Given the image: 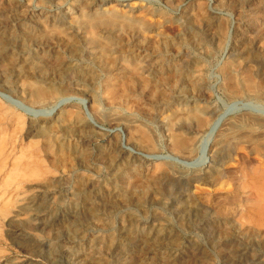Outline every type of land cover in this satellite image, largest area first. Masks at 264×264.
Here are the masks:
<instances>
[{
	"label": "rangeland",
	"instance_id": "1",
	"mask_svg": "<svg viewBox=\"0 0 264 264\" xmlns=\"http://www.w3.org/2000/svg\"><path fill=\"white\" fill-rule=\"evenodd\" d=\"M35 25L41 31L29 33ZM0 46V264H264V0H0ZM147 63L151 75L140 69ZM124 66H139L156 91H142ZM197 79L207 94L191 103L235 111L220 180H206L207 166L116 157L126 137L183 156L168 147L171 135H186L167 126L170 105ZM41 90L71 97L57 120L27 112L51 109L53 101L30 97Z\"/></svg>",
	"mask_w": 264,
	"mask_h": 264
},
{
	"label": "bare ground",
	"instance_id": "2",
	"mask_svg": "<svg viewBox=\"0 0 264 264\" xmlns=\"http://www.w3.org/2000/svg\"><path fill=\"white\" fill-rule=\"evenodd\" d=\"M91 2V1H89ZM98 2V1H97ZM60 5V4H59ZM89 5V4H88ZM27 6V5H26ZM14 8V7H13ZM24 8V7H23ZM83 9V8H82ZM98 9V8H96ZM128 9V8H127ZM187 9V8H186ZM51 10V9H50ZM131 10V9H129ZM203 10V9H202ZM12 11V10H11ZM91 11V10H90ZM89 11V12H90ZM34 12V11H33ZM83 12V11H82ZM85 12V10H84ZM193 12V11H192ZM255 12V11H254ZM191 13V12H190ZM68 14V13H67ZM81 14V12H80ZM84 14V13H82ZM89 14V13H88ZM150 14V12H149ZM207 14V12H206ZM63 15V14H62ZM108 15V14H107ZM153 15V13H152ZM208 15V14H207ZM42 16V15H41ZM96 16V15H95ZM109 16V15H108ZM187 16V15H185ZM203 16V15H202ZM214 16V15H213ZM72 17V16H71ZM75 17V16H74ZM73 17V18H74ZM78 17V16H77ZM82 17V16H80ZM107 17V16H106ZM192 17V16H191ZM76 18V17H75ZM127 18V17H126ZM146 18V17H145ZM196 18V17H195ZM207 19V17H205ZM204 18V19H205ZM46 19V18H45ZM66 19V18H65ZM81 19V23L83 24H86V25H89L90 23L93 22V19L89 18V17H86V15H83V18H79ZM95 19V18H94ZM201 19V18H199ZM216 19V18H215ZM48 18L45 20V22L47 23L48 22ZM115 20V18H114ZM122 20V18L120 19ZM198 20V18H197ZM210 20V19H209ZM212 20V19H211ZM53 21V20H52ZM98 23H101V24H110L111 22H114L112 20H109V19H105L103 17H98L96 18V20ZM117 21V20H116ZM38 22V21H37ZM45 22L42 21V26H45ZM54 22V21H53ZM70 22V21H68ZM120 22V21H119ZM127 22V21H126ZM56 23V22H55ZM116 23V22H115ZM129 23V22H128ZM190 23V22H189ZM195 23V22H194ZM33 24V23H32ZM37 24V23H36ZM64 24V23H63ZM67 24V23H66ZM78 24V23H77ZM80 24V23H79ZM118 24V23H117ZM144 24V23H143ZM147 24V23H146ZM198 24V23H197ZM226 24V23H225ZM21 25V24H20ZM51 25V24H50ZM81 25V24H80ZM79 25V26H80ZM85 25V27H86ZM202 25V24H201ZM205 25V24H204ZM219 25V24H218ZM84 26V25H83ZM259 26V25H258ZM33 27V26H32ZM31 27V30L29 31V33H33L35 31H38L40 28L39 26L35 25L33 28ZM47 27V25H46ZM90 28V26H88ZM128 27V26H127ZM134 27V26H133ZM42 28V27H41ZM78 28V27H77ZM88 28V29H89ZM116 28V27H115ZM203 28V27H201ZM213 28V27H212ZM253 28V27H251ZM60 29V28H58ZM70 29V28H69ZM87 29V27H86ZM120 29V28H119ZM135 29V28H134ZM145 29V28H144ZM147 29V28H146ZM149 29V28H148ZM27 30V29H26ZM25 30V31H26ZM71 30V29H70ZM85 30V29H84ZM91 30V29H90ZM214 30V29H213ZM252 30V29H251ZM41 31V30H40ZM38 31V32H40ZM81 31V30H80ZM83 31V30H82ZM88 31V30H87ZM86 31V32H87ZM130 31V30H129ZM144 31V30H143ZM147 31V30H146ZM151 31V30H150ZM211 30H209L210 32ZM246 31V30H245ZM6 32V31H5ZM75 32V31H74ZM112 32V31H111ZM159 32V31H158ZM162 32V30H161ZM4 34V32H2ZM65 33V32H64ZM72 33V32H71ZM85 33V32H84ZM89 33V32H88ZM91 33V32H90ZM100 33V32H99ZM125 33V32H124ZM129 33V32H128ZM135 33V31H134ZM148 33V32H147ZM186 33V32H185ZM253 33V32H252ZM41 34V33H40ZM76 34V33H75ZM86 34V33H85ZM84 34V35H85ZM102 34V33H101ZM154 34V32H153ZM157 34V33H156ZM169 34V33H168ZM219 34V33H218ZM82 35V34H81ZM90 35V34H89ZM95 35V34H94ZM121 35V34H120ZM139 35V34H138ZM159 35V34H158ZM149 36V35H148ZM147 36V37H148ZM177 36V35H176ZM213 36V35H212ZM247 36V35H246ZM262 36V35H261ZM260 36V37H261ZM24 37V36H23ZM27 37V36H26ZM53 37H56V36H53ZM131 37V36H130ZM153 37V36H152ZM239 37V36H238ZM259 37V38H260ZM34 38V37H33ZM46 38V37H45ZM76 38V37H75ZM74 38V39H75ZM90 38H92L93 40V37L91 36ZM151 38V37H150ZM163 38V37H162ZM193 38V37H192ZM237 38V37H235ZM19 39V38H18ZM23 39V38H22ZM65 39V38H64ZM105 39V38H104ZM136 39V38H135ZM142 39V38H141ZM173 39V38H172ZM222 39V37H221ZM227 39V38H226ZM250 39V38H249ZM262 39V38H261ZM91 40V39H90ZM95 40V39H94ZM93 40V41H94ZM139 40V38H138ZM219 40V39H218ZM237 40V39H236ZM17 41V40H16ZM22 41V40H21ZM93 41H90L91 44ZM97 41V40H95ZM134 41V40H133ZM256 41V40H255ZM254 41V42H255ZM73 42V41H72ZM147 42V41H146ZM42 43V42H41ZM103 43V42H102ZM203 43V42H202ZM217 43V42H216ZM221 43V42H220ZM258 43V42H257ZM62 44V43H61ZM67 44V43H66ZM81 44V43H80ZM204 44V43H203ZM202 44V45H203ZM93 45V44H92ZM154 45V44H153ZM246 45V44H245ZM258 45V44H257ZM99 43H98V47H99ZM118 46V45H117ZM142 46V45H140ZM172 46V45H171ZM1 47V46H0ZM84 47V46H83ZM155 47V46H154ZM176 47V46H175ZM178 47V45H177ZM243 47V46H242ZM262 47V46H261ZM188 48V47H187ZM241 48V47H240ZM244 48V47H243ZM251 48V47H250ZM62 49V48H61ZM90 49V48H89ZM97 49V48H96ZM70 50V49H69ZM151 50V49H150ZM183 50V49H182ZM207 50V49H206ZM229 50V44H228V41L225 43L224 45V49L223 51L225 53L228 54V51ZM81 51V50H80ZM109 51V50H108ZM141 51V50H140ZM149 51V50H148ZM51 52V51H50ZM64 52V51H63ZM100 52V51H99ZM98 52V53H99ZM103 52V51H102ZM130 52V51H129ZM145 52V51H144ZM244 52V51H243ZM248 52V51H247ZM97 53V54H98ZM102 54V53H101ZM105 54V53H104ZM136 54V53H135ZM156 54V53H155ZM171 54V53H170ZM208 54V53H207ZM235 54V53H234ZM242 54V53H241ZM7 55V54H6ZM54 55H58V54H54ZM79 55V54H78ZM85 55V54H84ZM90 55V54H89ZM96 55V54H95ZM132 55V54H131ZM148 58L151 57V55L148 53ZM232 55V54H231ZM243 55V54H242ZM246 54L244 53V56ZM258 55V54H257ZM59 56V55H58ZM106 56V55H105ZM87 57V56H86ZM94 57V56H93ZM146 58V57H145ZM147 58V59H148ZM231 58V57H230ZM233 58V57H232ZM246 58V56H245ZM256 58V57H254ZM138 59V58H137ZM146 59V60H147ZM170 59V58H169ZM251 59V58H250ZM2 60V59H1ZM31 60V59H30ZM152 60V59H151ZM154 60V59H153ZM231 60V59H230ZM237 60V59H236ZM240 60V59H238ZM244 60V59H243ZM132 61V60H131ZM135 61V60H134ZM148 61V60H147ZM195 61V60H194ZM235 61V60H234ZM248 61V60H247ZM250 61V60H249ZM261 61V60H260ZM30 62V61H29ZM104 62V61H102ZM115 62V61H114ZM137 62V61H136ZM142 62V61H141ZM149 62V61H148ZM167 62V61H166ZM171 62V61H170ZM233 62V61H232ZM236 62V61H235ZM251 62V61H250ZM105 63V62H104ZM123 63V61H122ZM127 63V62H125ZM124 63V64H125ZM133 63V62H132ZM144 63V62H143ZM146 63V62H145ZM202 63V62H201ZM253 63V62H252ZM20 64V63H19ZM67 64V63H66ZM110 64V63H109ZM119 64V63H118ZM129 64V63H128ZM230 64V62L228 63V65ZM240 64V63H239ZM251 64V63H250ZM259 64V63H258ZM77 65V64H76ZM102 65V64H101ZM132 65V64H131ZM130 65V66H131ZM179 65V64H178ZM181 65V64H180ZM231 65V64H230ZM246 65H247V62H246ZM25 66V65H24ZM48 66V64H47ZM50 66V65H49ZM53 66V65H52ZM118 66V65H117ZM134 66V65H133ZM154 66V65H153ZM42 67V66H41ZM45 67V66H44ZM68 67V66H67ZM107 67V66H106ZM120 67V66H119ZM189 67V66H188ZM199 67V66H198ZM258 67V66H257ZM1 68V67H0ZM113 68V67H112ZM151 68H153L152 66L150 67L149 64H145L144 66H141L140 69L142 70L143 72V75L144 73H147L149 75H151L150 71H151ZM24 69V68H23ZM118 69V68H117ZM138 69H139V66L138 68L136 67H132V68H126L124 66V68H122L121 70L126 72L128 75V79H130L131 81H136V84L139 85L140 89L142 91L145 92V90L150 91V92H155L156 90H153V89H150L148 86V83H149V79L148 78H144V77H141V73L138 72ZM139 69V71H140ZM159 69V68H158ZM241 69V68H240ZM257 69V68H256ZM20 70V69H19ZM160 70V69H159ZM28 71V70H27ZM41 71V70H39ZM113 71V70H112ZM154 71V70H153ZM173 71V70H172ZM244 71V70H243ZM262 71V70H261ZM29 72V71H28ZM32 72V71H31ZM100 72V71H99ZM188 72V70H187ZM258 72V71H257ZM96 73V72H95ZM120 73V72H119ZM154 73V72H153ZM178 73V72H177ZM88 74V73H87ZM121 74V73H120ZM119 74V75H120ZM124 74V73H123ZM122 74V75H123ZM141 74V75H140ZM157 74V73H156ZM192 74V72L190 73ZM222 74V73H221ZM224 74L226 76V78H228L232 83H233V69L231 66H227L225 68V71H224ZM16 75V74H15ZM19 75V74H18ZM118 75V76H119ZM153 75V74H152ZM158 75V74H157ZM168 75V74H167ZM41 76V75H40ZM84 76V75H83ZM91 76V75H90ZM156 76V75H155ZM154 76V77H155ZM160 76V75H159ZM158 76V77H159ZM193 76V75H192ZM198 76V75H197ZM116 77V76H115ZM124 77V76H123ZM247 77V76H246ZM4 78V77H3ZM26 78V77H25ZM119 78V77H118ZM125 78V77H124ZM165 78V77H164ZM168 78V77H167ZM173 78V77H172ZM172 78L170 77V79L172 80ZM176 78V77H175ZM190 78V77H189ZM195 78V77H194ZM91 79V78H90ZM121 79H123L121 77ZM120 79V80H121ZM179 79V78H178ZM237 79V78H236ZM243 79V78H242ZM186 80V79H184ZM92 81V80H91ZM154 81V80H153ZM162 81V80H161ZM187 81V80H186ZM184 81V83L186 82ZM190 81V84L188 87L191 88V92L190 93H185L181 96H177L179 99L176 100L172 106L170 105V107H172V114L169 113V117H170V114L172 115L171 118L168 120L167 122V126H170L172 131L174 130H179L181 131L180 129H182V131L184 130L185 134L186 135H169V139H170V145L168 147H172L174 149H176L178 152L180 153H183L184 155L183 156H180L179 154H175V153H172V154H167V155H163V154H155V153H149L145 150H141L139 148H137L136 146H133L131 144L128 143V140H127V137L123 139L122 141V145L117 149L116 153L118 154L116 157L118 158H123V160H125V157L132 151H134V160L135 159H143L145 162L146 160H170L172 161L174 164H178L186 169H189V170H192V171H199L200 169H204V167H208V170L207 172V179L206 180H209L210 182L211 181H218L220 180V178L222 177V172H221V168H222V165L224 164V161H225V152H226V146L229 144L230 142V135H231V131L232 129L235 127L236 125V121H235V115H234V109H226L225 111L223 112H220L218 114H216V107H211L210 105H207V104H203L202 106L199 105V103L197 104V102H194L191 103L190 101H194L195 99H197L195 96H201V97H205V95L207 93H205V90H204V86H203V83H202V80H188V82ZM246 81V80H245ZM160 81L155 80V88H157V90H160L158 89V84H159ZM93 83V82H92ZM152 83V82H151ZM181 83V82H180ZM205 83V82H204ZM246 83V82H245ZM110 84V83H109ZM153 84V83H152ZM166 84V83H165ZM189 84V83H188ZM9 85V84H8ZM7 85V86H8ZM96 85V84H95ZM111 85V84H110ZM109 85V86H110ZM182 85V84H181ZM180 85V86H181ZM186 85V84H185ZM12 86V85H11ZM87 86V85H86ZM132 86V85H131ZM161 86V85H160ZM179 86V85H178ZM199 86V87H198ZM10 87V86H9ZM25 87V86H24ZM153 87V88H154ZM21 88V87H20ZM37 88V87H36ZM136 88V87H135ZM201 89V90H198V89ZM207 88V87H206ZM205 88V89H206ZM121 89V88H120ZM165 89V88H164ZM169 89V88H168ZM241 89V88H240ZM256 89V88H255ZM22 90V89H21ZM170 90V89H169ZM173 89H171L172 91ZM245 90V89H244ZM47 91V90H46ZM122 91V90H121ZM127 91V90H126ZM165 91V90H164ZM177 90H175L176 92ZM225 91V90H224ZM30 92V91H29ZM130 92V91H129ZM160 92V91H159ZM92 93V92H91ZM123 93H124V90H123ZM162 94H164L162 91H161ZM166 93V92H165ZM182 93V92H181ZM0 96H7L6 93H4L2 90H0ZM147 94V93H146ZM169 94V93H167ZM227 94L233 98V96L236 95L235 91L233 90H230L229 93L227 92ZM9 95V94H8ZM130 95V94H129ZM152 95V94H151ZM160 95V94H159ZM179 95V94H178ZM112 96V95H111ZM125 96V95H124ZM137 96V95H136ZM30 97L36 101H41V100H51L53 101V105L51 107V109H49L48 111L47 110H43V109H36V108H33V106H28V108L26 109L27 112L31 113L32 115H35V117L37 116H50V115H53L54 118L57 120L58 119V116L57 113L59 111V108L61 106V104L66 101L67 99H71V97H58L56 95L55 92H44V91H33V93L31 92L30 93ZM129 97H132V96H129ZM159 97V96H158ZM157 97V98H158ZM163 97V96H162ZM160 98V97H159ZM170 98V97H168ZM131 99V98H130ZM164 99V98H163ZM190 99V100H189ZM204 99V98H203ZM29 100V99H28ZM12 101V100H11ZM15 101V100H14ZM13 101V102H14ZM132 101V100H131ZM145 101V100H144ZM157 101V100H156ZM159 101V100H158ZM93 102V101H92ZM114 102V101H113ZM117 102V101H116ZM136 102V101H135ZM240 102V101H239ZM139 103V102H138ZM144 103V102H143ZM205 103V102H204ZM207 103V102H206ZM236 103V102H235ZM16 104H17V101H16ZM141 105V103H139ZM168 104V103H167ZM91 105V104H90ZM153 105V104H152ZM248 106V104H243L241 105V107H243L242 109H245L244 107L245 106ZM158 106V105H157ZM163 107L165 105H162ZM168 106V105H167ZM166 106V108H167ZM236 106V105H235ZM238 106V105H237ZM161 107V106H160ZM159 107V109H160ZM234 107V105H233ZM253 107V105H252ZM144 108V106H143ZM157 108V107H156ZM232 108V106H231ZM249 108V107H248ZM142 109V108H141ZM164 109V108H163ZM239 109V108H238ZM145 110V109H144ZM143 110V111H144ZM150 110V109H149ZM232 110L234 112H232ZM256 110V109H255ZM259 110V109H257ZM256 110V111H257ZM161 111V110H159ZM164 111V110H163ZM167 111V110H166ZM114 114V113H113ZM88 117L91 118V114L87 113ZM128 115V114H127ZM162 115V114H161ZM165 115V114H164ZM235 116V117H234ZM73 117V116H72ZM121 117V116H120ZM129 117V116H128ZM164 117V116H163ZM117 118V117H116ZM124 118V117H123ZM127 118V117H126ZM161 118V117H160ZM244 118V117H243ZM43 119V118H42ZM130 119V118H129ZM135 119V118H134ZM241 119V118H240ZM80 120V119H79ZM114 120V119H113ZM127 120V119H126ZM210 120V122L208 121ZM64 121V120H63ZM87 121V120H86ZM125 121V120H124ZM46 122V121H45ZM44 122V123H45ZM52 122V121H51ZM132 122V121H131ZM146 122V121H145ZM73 123V122H72ZM148 123V122H147ZM166 124V123H165ZM262 124V123H261ZM47 124H45L46 126ZM117 125V124H115ZM240 125V124H239ZM95 126H98L99 129L102 128L100 127V125H95ZM161 126V124H160ZM165 126V128L167 127ZM43 127V126H42ZM126 127V126H125ZM163 128V126H161ZM40 128V127H39ZM83 129V128H82ZM129 129V128H128ZM132 129V128H131ZM140 129V128H139ZM102 130V129H101ZM133 131L129 133V131H127L129 133V135L132 137L134 136L135 139L139 138L140 137V134L138 132H136V130L132 129ZM142 130V129H141ZM113 132L115 131L112 130ZM181 131V132H182ZM79 132V131H78ZM81 132V131H80ZM135 132V133H133ZM166 132V131H165ZM93 133V132H92ZM177 133V132H176ZM100 136L102 135L103 137H106L108 136L106 132L103 131V133L99 132ZM115 134V133H114ZM113 134V135H114ZM192 134V135H190ZM127 135V134H126ZM81 136V134H80ZM116 137V135H114ZM112 137V136H111ZM83 138V137H82ZM100 138V137H99ZM108 138V137H107ZM113 138V137H112ZM108 139H111V138H108ZM168 139V138H167ZM107 140V139H106ZM118 140V139H117ZM151 140V139H150ZM58 141V140H57ZM134 141V140H133ZM109 142V141H108ZM131 142V141H130ZM110 143V142H109ZM59 144V143H58ZM111 144V143H110ZM133 144V143H132ZM152 144V143H151ZM46 145V144H45ZM102 145V144H101ZM104 145V144H103ZM115 145V144H114ZM14 146V145H13ZM117 146V144L115 145ZM114 146V148L116 149V147ZM153 146V145H152ZM216 146V147H215ZM46 147V146H45ZM140 147V146H139ZM148 147V146H147ZM260 147V146H259ZM232 148V147H231ZM77 149V148H76ZM229 149V148H228ZM5 150V149H4ZM44 150V149H43ZM112 150V149H111ZM46 151V150H45ZM56 151V150H55ZM230 151V149H229ZM133 153V152H132ZM229 153V152H228ZM89 154V153H87ZM115 154V153H114ZM230 154V153H229ZM228 156V155H227ZM230 156V155H229ZM229 156L227 158H229ZM3 157V156H2ZM78 157V156H77ZM128 157V156H127ZM102 158V157H101ZM133 158L131 159V161H134ZM87 159V158H86ZM105 159V158H104ZM103 159V160H104ZM107 159V158H106ZM82 160V159H81ZM84 161V160H83ZM120 161V160H119ZM227 161V160H226ZM114 162V161H112ZM136 162V161H135ZM228 162V161H227ZM111 164V163H110ZM132 164V163H131ZM130 164V165H131ZM134 164V163H133ZM136 164V163H135ZM134 164V165H135ZM138 164V163H137ZM136 164V165H137ZM140 164V162H139ZM145 164V163H144ZM130 165L128 167H130ZM141 165V164H140ZM157 165V164H156ZM159 166V165H158ZM224 166V165H223ZM92 167V166H91ZM135 167V166H134ZM142 167V165H141ZM139 167V168H141ZM100 168V167H99ZM110 168V167H109ZM112 168V167H111ZM133 168V166H132ZM147 168V166H146ZM145 168V169H146ZM150 168V167H149ZM157 168V167H156ZM131 169V168H130ZM134 169L137 170V168L135 167ZM207 169V168H206ZM144 170V169H143ZM149 170V169H148ZM152 170V169H151ZM131 171V170H130ZM129 171V172H130ZM138 171V170H137ZM140 171V170H139ZM158 171V170H157ZM113 172V171H111ZM134 172V170H133ZM132 172V173H133ZM143 172V171H142ZM163 172V171H162ZM180 172V171H179ZM202 172V170H201ZM136 173V172H135ZM145 173V172H144ZM132 175V174H131ZM149 175V174H148ZM165 175V174H164ZM189 175V174H187ZM202 175V174H201ZM205 175V174H204ZM138 176V175H137ZM163 176V175H162ZM186 176V175H185ZM126 177V176H125ZM130 177V176H129ZM134 177V176H132ZM154 177V176H153ZM160 177V176H159ZM205 177V176H204ZM205 177V178H206ZM115 178V177H114ZM146 178V177H145ZM151 178V177H149ZM180 178V177H179ZM186 178V177H185ZM199 178V175L198 176H190V178H188L185 182H183L185 186H187L186 188H188V185L190 182L192 181H195V179H198ZM82 179V178H81ZM117 179V178H116ZM115 179V180H116ZM122 179V178H120ZM136 179V178H135ZM152 179V178H151ZM150 179V180H151ZM163 179V178H162ZM203 179V178H202ZM114 180V181H115ZM138 180V179H137ZM145 180V179H144ZM148 180V179H146ZM154 179H152V182H153ZM180 180V179H179ZM201 180V179H200ZM88 181V180H87ZM91 181V180H90ZM120 181V180H119ZM139 181H142V183H144L143 179L142 180H139ZM155 181V180H154ZM162 181V180H161ZM84 182V181H83ZM117 182V181H116ZM160 182V181H159ZM167 182V181H166ZM179 182V181H178ZM181 182V181H180ZM196 182V181H195ZM201 182V181H199ZM209 182V183H210ZM94 183V182H93ZM92 183V184H93ZM208 183V182H207ZM132 184V183H131ZM138 184V183H136ZM135 183L132 184L133 186L136 185ZM146 184V183H144ZM164 184V183H163ZM170 184V183H169ZM167 184V185H169ZM192 184V183H191ZM194 184V183H193ZM192 184V185H193ZM219 184V183H218ZM228 184V183H227ZM115 185V184H114ZM123 185V184H122ZM141 185V184H140ZM171 185V184H170ZM181 185V183H180ZM109 186V185H108ZM112 186V185H111ZM117 186V185H116ZM144 186V185H143ZM200 186V185H199ZM100 187V186H99ZM114 187V186H112ZM150 187V186H149ZM196 187V186H195ZM225 187V186H224ZM109 188V187H108ZM122 188V187H121ZM126 188V187H125ZM146 188V187H145ZM155 188V187H154ZM185 188V187H184ZM190 188V187H189ZM103 189V188H102ZM118 189V188H117ZM139 189V188H137ZM149 189V188H148ZM146 189V190H148ZM152 189V188H150ZM109 190V189H108ZM125 189L123 188V191ZM132 190V189H131ZM145 190V189H144ZM85 191V190H84ZM100 191V190H99ZM129 191H130V188H129ZM133 191V190H132ZM143 191V190H142ZM127 192V191H126ZM131 192V191H130ZM129 192V194H130ZM141 192V191H140ZM147 192V191H146ZM93 193V192H92ZM99 193V192H98ZM135 192L133 191V194ZM150 193V191H149ZM97 194V193H96ZM121 194V193H120ZM119 194V195H120ZM123 194V193H122ZM126 194V193H124ZM132 194V193H131ZM157 194V193H156ZM168 194V193H167ZM175 194V193H174ZM85 195V194H84ZM98 195V194H97ZM135 195V194H134ZM137 195V194H136ZM139 195V194H138ZM149 195V194H148ZM147 195V196H148ZM188 195V194H187ZM123 196V195H122ZM154 196V195H153ZM157 196V195H156ZM159 196V195H158ZM176 196V195H175ZM130 197V196H129ZM150 197V196H149ZM126 198V197H125ZM158 198V197H157ZM181 198V197H180ZM100 199V198H99ZM129 199V198H127ZM165 199V198H164ZM169 199V198H168ZM103 200V199H102ZM126 200V199H125ZM124 200V201H125ZM137 200V199H136ZM83 201V200H82ZM106 201V200H105ZM129 201V200H128ZM138 201V200H137ZM109 202V201H108ZM134 202V201H133ZM139 202V201H138ZM148 202V201H147ZM174 202V201H173ZM191 202V201H190ZM103 203V202H101ZM100 203V204H101ZM105 203V202H104ZM188 203V202H187ZM98 204V203H97ZM114 204V203H113ZM122 204V203H121ZM124 204V202H123ZM122 204V205H123ZM155 204V203H154ZM91 205V204H89ZM125 205V204H124ZM135 205V204H134ZM99 206V204H98ZM185 206V205H184ZM108 207V206H107ZM188 207H191L190 205ZM104 208V207H103ZM115 208V207H114ZM249 208V207H248ZM112 209V208H111ZM137 209V208H136ZM150 209V208H149ZM181 211V210H180ZM100 212V210L98 211ZM111 213V212H110ZM101 214V213H100ZM202 214V213H201ZM155 215V214H154ZM184 215V214H183ZM136 216V214L134 215ZM133 216V217H134ZM185 216V215H184ZM138 217V216H136ZM135 217V218H136ZM180 217V216H179ZM118 218V217H117ZM135 218H131L129 216L128 219V222H132V221H138V218L135 219ZM153 220H158L159 218L155 215L154 217H152ZM162 218V217H161ZM111 219V218H110ZM121 219V217H120ZM164 219V218H163ZM189 219V218H188ZM117 220V219H116ZM160 220V219H159ZM190 220V219H189ZM261 221V220H260ZM123 222V221H122ZM153 222V221H152ZM157 222V221H156ZM220 222V221H219ZM126 224V223H125ZM156 225V224H155ZM158 225V224H157ZM159 226V225H158ZM89 259V258H88Z\"/></svg>",
	"mask_w": 264,
	"mask_h": 264
}]
</instances>
